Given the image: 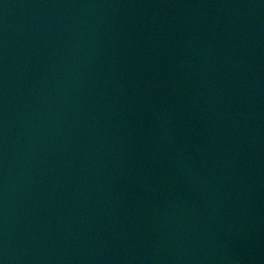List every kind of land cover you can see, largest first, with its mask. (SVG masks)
Masks as SVG:
<instances>
[{
	"label": "water",
	"instance_id": "1",
	"mask_svg": "<svg viewBox=\"0 0 264 264\" xmlns=\"http://www.w3.org/2000/svg\"><path fill=\"white\" fill-rule=\"evenodd\" d=\"M0 264H264V0H0Z\"/></svg>",
	"mask_w": 264,
	"mask_h": 264
}]
</instances>
